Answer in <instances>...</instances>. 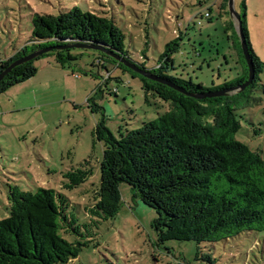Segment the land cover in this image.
I'll use <instances>...</instances> for the list:
<instances>
[{
    "label": "rangeland",
    "instance_id": "rangeland-1",
    "mask_svg": "<svg viewBox=\"0 0 264 264\" xmlns=\"http://www.w3.org/2000/svg\"><path fill=\"white\" fill-rule=\"evenodd\" d=\"M215 2L0 0V55L31 37L33 14L57 15L78 7L113 20L125 35L131 61L144 62L147 68L182 33L170 73L217 86L235 79L239 68L232 47L235 39H229L230 17L219 19ZM244 4L250 43L264 63V0H233L239 16ZM210 7L211 19L200 18ZM72 53L77 59L71 67L55 71L53 57H43L34 62V76L0 94V220L8 217L11 188L32 193L42 188L65 203L74 232L62 230L61 237L72 245H85L67 264H264V231L200 244V255L209 256V261L196 258L195 242L159 244L151 227L154 211L133 199L125 183L119 186L121 205L113 218L94 213L103 151L95 137L96 124L105 116V126L117 138L118 130L141 128L167 105L145 96L138 79L111 65L104 85L105 70L93 64L97 52ZM235 114L241 125L236 141L264 159V69L255 88L236 98Z\"/></svg>",
    "mask_w": 264,
    "mask_h": 264
},
{
    "label": "trees",
    "instance_id": "trees-1",
    "mask_svg": "<svg viewBox=\"0 0 264 264\" xmlns=\"http://www.w3.org/2000/svg\"><path fill=\"white\" fill-rule=\"evenodd\" d=\"M227 2L214 3L219 19H229ZM245 10L244 4L241 31L254 78L242 91L236 90L246 82L248 66L232 21L228 22L233 31L229 39H235L232 47L239 71L232 81L207 87L170 73L182 33L167 43L155 65L147 68L144 62L131 61L125 35L113 20L73 7L57 15L33 14L31 37L11 57L0 58V71L35 51L59 49L14 67L0 81V94L34 76V62L43 57H53L54 65L60 69L71 67L77 59L72 51L78 48L61 47L75 45L102 48L183 90L181 93L149 80L99 50L78 49L97 52L93 64L105 70L104 85L110 80L107 66L111 65L138 79L145 96L167 105L164 113L141 128L118 130L117 138L105 126V116L96 124L95 137L103 151L94 213L113 218L121 205L119 186L125 183L133 199L154 211L151 227L159 244L195 242L196 258L209 261V256L200 255V244L226 241L243 232L264 231V159L235 139L241 128L235 114L236 98L255 88L264 69L250 43ZM211 11L210 7L199 17L210 20ZM213 94L217 96L208 97ZM8 196V217L0 220V264H67L78 256L85 245H72L61 237L60 231L67 234L74 228L68 223L65 203L52 190L39 188L32 193L13 187Z\"/></svg>",
    "mask_w": 264,
    "mask_h": 264
},
{
    "label": "water",
    "instance_id": "water-1",
    "mask_svg": "<svg viewBox=\"0 0 264 264\" xmlns=\"http://www.w3.org/2000/svg\"><path fill=\"white\" fill-rule=\"evenodd\" d=\"M227 9H228V13H229V17H230V20L232 21L233 24L234 23V20L236 21L237 25H236V30H237V33H238V36H239V40H240V46H241V49H242V52H243V56H244V59H245V62L247 63V66H248V78L246 80V82L241 85L238 90L236 91H242L244 90L250 83L251 81L253 80L254 78V71H253V68H252V65H251V62H250V59H249V56H248V52H247V49H246V45H245V41H244V37L242 35V31H241V21H240V16L239 14H237L234 9H233V0H228L227 2ZM78 48V49H92V50H99L101 52H104L110 56H112L115 60L121 62L122 64H124L126 67L130 68L131 70H133L134 72H136L137 74L149 79V80H152V81H156V82H159V83H162V84H165L175 90H178L180 91L181 93H184L183 90L181 89H178L177 87L171 85L170 83L164 81V80H161L157 77H155L154 75L148 73V72H145L143 70H140L138 68H136L134 65L128 63V62H125L124 60H122L120 57H117L115 56L114 54L108 52V51H105L103 50L102 48H98V47H95V46H85V45H75V46H65V47H61L62 49L64 48ZM53 49H59L58 47H48V48H45V49H42V50H39V51H35L33 52L32 54L26 56V57H23L19 60H16L14 62H12L8 67H6L5 69L1 70L0 71V81L6 76V74H8L14 67L22 64V63H25V62H28V61H31L35 58H38L40 57L41 55L53 50ZM222 95V94H221ZM193 96V95H191ZM210 96H217V94H213V95H208V97ZM193 97H196V96H193Z\"/></svg>",
    "mask_w": 264,
    "mask_h": 264
},
{
    "label": "crops",
    "instance_id": "crops-1",
    "mask_svg": "<svg viewBox=\"0 0 264 264\" xmlns=\"http://www.w3.org/2000/svg\"><path fill=\"white\" fill-rule=\"evenodd\" d=\"M25 42H20L17 43L15 45H12L11 48L9 49V51L4 52L3 55H0V58H8L11 57L16 51L17 49H19L20 47L24 46ZM53 69H55V71H59L60 68L56 67L55 65L51 66Z\"/></svg>",
    "mask_w": 264,
    "mask_h": 264
},
{
    "label": "built area",
    "instance_id": "built-area-1",
    "mask_svg": "<svg viewBox=\"0 0 264 264\" xmlns=\"http://www.w3.org/2000/svg\"><path fill=\"white\" fill-rule=\"evenodd\" d=\"M199 24V23H198Z\"/></svg>",
    "mask_w": 264,
    "mask_h": 264
}]
</instances>
